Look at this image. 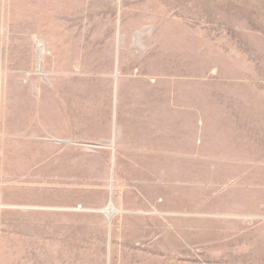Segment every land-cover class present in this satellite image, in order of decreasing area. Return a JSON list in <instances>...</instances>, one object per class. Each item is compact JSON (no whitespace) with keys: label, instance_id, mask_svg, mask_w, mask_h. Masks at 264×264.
<instances>
[{"label":"crops","instance_id":"crops-1","mask_svg":"<svg viewBox=\"0 0 264 264\" xmlns=\"http://www.w3.org/2000/svg\"><path fill=\"white\" fill-rule=\"evenodd\" d=\"M158 19L170 26L118 46L103 78L47 68L6 96L0 70V264L182 263L176 248L190 246L165 239L164 183L196 155V36L173 26L190 20Z\"/></svg>","mask_w":264,"mask_h":264},{"label":"rangeland","instance_id":"rangeland-1","mask_svg":"<svg viewBox=\"0 0 264 264\" xmlns=\"http://www.w3.org/2000/svg\"><path fill=\"white\" fill-rule=\"evenodd\" d=\"M166 15L190 20L173 26L196 36V155L186 171L166 168L165 239L190 246L176 248L181 264H264V0H0L5 95L47 68L103 78L118 46L157 37Z\"/></svg>","mask_w":264,"mask_h":264}]
</instances>
